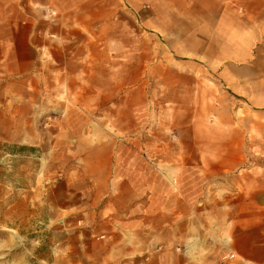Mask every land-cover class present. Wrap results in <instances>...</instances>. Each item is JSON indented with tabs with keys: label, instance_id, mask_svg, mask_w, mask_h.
Wrapping results in <instances>:
<instances>
[{
	"label": "crops",
	"instance_id": "0c3cea01",
	"mask_svg": "<svg viewBox=\"0 0 264 264\" xmlns=\"http://www.w3.org/2000/svg\"><path fill=\"white\" fill-rule=\"evenodd\" d=\"M120 3L137 24L123 72L169 121L152 140L138 134L145 157L130 158L129 142L130 154L112 158L113 211L128 204L123 227L149 229L145 237L162 250L153 264H264V160L255 154L264 149V0H0L10 29L2 50L12 66H35L49 49L35 20L60 28L77 19L91 29ZM97 49L89 45L91 60ZM130 180L136 192L115 195ZM221 190L223 202L210 204Z\"/></svg>",
	"mask_w": 264,
	"mask_h": 264
},
{
	"label": "rangeland",
	"instance_id": "374dc122",
	"mask_svg": "<svg viewBox=\"0 0 264 264\" xmlns=\"http://www.w3.org/2000/svg\"><path fill=\"white\" fill-rule=\"evenodd\" d=\"M121 5L112 20L98 19L91 29L77 19L60 28L35 20L49 49L31 67L12 66L11 52L2 50L9 20H0V264H153L162 251L145 237L149 229L123 227L130 205L112 208V158L130 154L129 142L130 158L138 151L145 157L141 138L154 139L169 121L157 99L139 98L137 76L123 72L137 24ZM91 44L98 48L92 60ZM255 154L264 160V149ZM226 178L234 186L233 174ZM136 190L130 180L115 195Z\"/></svg>",
	"mask_w": 264,
	"mask_h": 264
},
{
	"label": "bare ground",
	"instance_id": "6f19581e",
	"mask_svg": "<svg viewBox=\"0 0 264 264\" xmlns=\"http://www.w3.org/2000/svg\"><path fill=\"white\" fill-rule=\"evenodd\" d=\"M15 127H17V126L15 125Z\"/></svg>",
	"mask_w": 264,
	"mask_h": 264
},
{
	"label": "built area",
	"instance_id": "2783aa9c",
	"mask_svg": "<svg viewBox=\"0 0 264 264\" xmlns=\"http://www.w3.org/2000/svg\"><path fill=\"white\" fill-rule=\"evenodd\" d=\"M225 258H228V257H225Z\"/></svg>",
	"mask_w": 264,
	"mask_h": 264
}]
</instances>
